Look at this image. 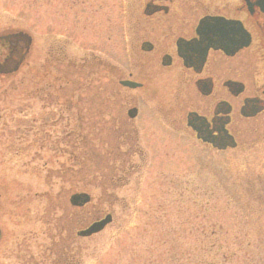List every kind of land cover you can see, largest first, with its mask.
Segmentation results:
<instances>
[{
    "label": "rangeland",
    "instance_id": "374dc122",
    "mask_svg": "<svg viewBox=\"0 0 264 264\" xmlns=\"http://www.w3.org/2000/svg\"><path fill=\"white\" fill-rule=\"evenodd\" d=\"M124 7L0 0V35L32 39L0 77V264H264V144L206 148L146 110L137 134L112 124L108 35ZM47 51L61 56L49 82ZM74 192L90 203L70 206ZM107 213L103 230L76 234Z\"/></svg>",
    "mask_w": 264,
    "mask_h": 264
},
{
    "label": "flooded vegetation",
    "instance_id": "af4514ba",
    "mask_svg": "<svg viewBox=\"0 0 264 264\" xmlns=\"http://www.w3.org/2000/svg\"><path fill=\"white\" fill-rule=\"evenodd\" d=\"M119 18L108 35L113 125L137 134L131 123L146 110L158 126L206 148L264 144V0H125ZM31 44L21 31L0 35V77L19 70ZM60 57L46 52V81Z\"/></svg>",
    "mask_w": 264,
    "mask_h": 264
},
{
    "label": "water",
    "instance_id": "95a60500",
    "mask_svg": "<svg viewBox=\"0 0 264 264\" xmlns=\"http://www.w3.org/2000/svg\"><path fill=\"white\" fill-rule=\"evenodd\" d=\"M123 83L126 84L125 81ZM134 115H135V110H131L130 116L132 117ZM89 201H90V195L85 192L73 193L69 197V203L72 206H78V207L83 206ZM111 220H112V215L110 213H107L102 218L90 223L87 227L83 229H79L77 231V235L81 237H88L91 236L92 234L98 233L101 230H103L105 226L111 222Z\"/></svg>",
    "mask_w": 264,
    "mask_h": 264
},
{
    "label": "trees",
    "instance_id": "16d2710c",
    "mask_svg": "<svg viewBox=\"0 0 264 264\" xmlns=\"http://www.w3.org/2000/svg\"><path fill=\"white\" fill-rule=\"evenodd\" d=\"M83 207H81V208H77V209H82ZM76 209V208H75ZM63 260H64V262H65V258H63ZM67 264H70V260H68V262H67ZM74 264H76V263H74ZM199 264H201V262H199Z\"/></svg>",
    "mask_w": 264,
    "mask_h": 264
}]
</instances>
